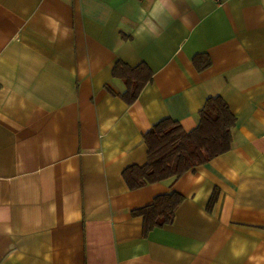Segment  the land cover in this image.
<instances>
[{"label": "crops", "instance_id": "obj_1", "mask_svg": "<svg viewBox=\"0 0 264 264\" xmlns=\"http://www.w3.org/2000/svg\"><path fill=\"white\" fill-rule=\"evenodd\" d=\"M118 62L152 72L130 105ZM214 97L231 149L129 190L147 131ZM172 192L144 235L132 211ZM0 264H264V0H0Z\"/></svg>", "mask_w": 264, "mask_h": 264}, {"label": "trees", "instance_id": "obj_2", "mask_svg": "<svg viewBox=\"0 0 264 264\" xmlns=\"http://www.w3.org/2000/svg\"><path fill=\"white\" fill-rule=\"evenodd\" d=\"M198 71L209 67L206 55L193 58ZM112 75L120 79L124 92L120 98L128 105L139 96L143 87L152 79V72L146 65L130 68L118 62ZM110 94L113 93L107 89ZM235 117L228 105L220 97L209 98L198 113V124L190 132H185L180 124L163 119L153 125L144 135L146 162L142 166H130L122 173L129 190H137L165 180H175L212 159L228 152L232 146V130ZM183 197L177 193L157 196L152 203L133 210V217L143 221V234L170 225ZM214 202L210 200V206Z\"/></svg>", "mask_w": 264, "mask_h": 264}]
</instances>
